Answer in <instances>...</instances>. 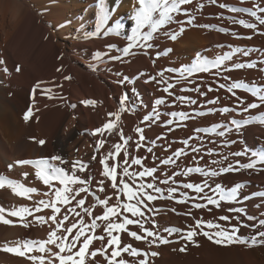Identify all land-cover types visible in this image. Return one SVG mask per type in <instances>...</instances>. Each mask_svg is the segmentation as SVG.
<instances>
[{"label": "snow or ice", "instance_id": "6c2138e0", "mask_svg": "<svg viewBox=\"0 0 264 264\" xmlns=\"http://www.w3.org/2000/svg\"><path fill=\"white\" fill-rule=\"evenodd\" d=\"M240 4H245L248 0H239ZM215 5L219 9L226 10L228 13L236 15H223L218 13L217 18L225 20L229 25H238L243 29L251 30L253 35H264V31H260L258 26H264V6L261 0H251L250 7L230 6L228 3H218V0H197L195 11H189L184 7L193 5V0H134V12L130 17L132 26L130 34L124 35V25L117 19L116 22L109 26L113 14L118 12L117 0H96L95 9V28L94 31H84L82 28L75 29V35L69 34V38L89 40L109 36H123L126 44L122 47L116 44L106 45V52L95 53L93 60L98 63H104V57L108 61L131 63V59L138 55L150 56L151 49L157 47V42L161 37H165L175 42L187 30L186 26L213 29L211 24H198L197 15L205 8V5ZM178 16H184L186 19H177ZM250 17L251 20L242 18ZM254 21V22H252ZM170 25H179L178 30L169 28ZM64 25H61L63 27ZM215 31L222 34H231L236 39L251 40L253 35L240 36L236 31L230 30L229 27H218ZM82 33V34H81ZM218 49H224L225 45L217 44ZM230 50L215 54L212 57L196 52L194 59L187 65L179 67H165L155 73V75L147 76L145 83L155 81L157 85H161L162 90L172 102L168 103L165 98H155L150 111L143 115L140 120L141 125L134 128L135 136L126 137L123 129L119 127L121 113H135L138 109L145 107V102L136 87H131V96L128 91H124L119 96V107L115 112H109V120L102 127L92 130L93 136H109L114 133L119 136L120 142L112 143L110 150L99 158V164L102 166L100 175L107 181H110V188L113 194L109 195L105 188V179L97 180L98 187L95 192L92 191L90 185L93 183V175L89 173L86 178L77 175V172L84 173L88 169V164L75 160L72 162L71 171L69 172L62 166L67 163L60 155H53L50 158L42 157L38 159H25L17 161L16 164L30 165L35 169V178L46 186L48 191L43 195L49 199H41L35 202L34 207L20 206L8 211L7 214L17 217L22 222L21 226L27 227L24 223L25 217H31L34 213H40L45 209H50L51 215L47 217L54 227L48 232L47 238L43 240L24 239L22 242L17 241V247L5 246L3 250L14 255L26 257L32 261V264H45V254H47V264H100L96 258L102 257L106 264H132L125 258H139L135 264H150L149 258L159 255L156 251H145L134 247L131 243H124L122 234H126L129 238L137 242H145L149 248L160 247L161 245L178 242V240L186 241L194 246H199L195 240L197 236L203 235L213 244L229 247L232 245H243L246 247L264 246V230L256 231L255 234L245 238L240 234L241 228L250 227L253 230L257 226L264 227V219L258 221V225H247L241 217L247 220H255V216L247 213L246 207L242 206L246 201L254 198H264V192L244 194L246 188L243 182H233L231 186H226L218 181L217 178L225 177L227 174L239 173L242 170H252L254 172H264V140L261 146L256 149H250L246 144L240 151H218L217 149H227L231 145L244 143L242 140V130L253 124L264 125V113L260 115L252 114L253 110L260 109L264 106V83L253 80L233 78L228 73L235 70H253L258 69L259 63H264V57L258 62L256 59L237 62L239 57H251L254 52L259 51L255 47H241L228 45ZM115 51V55L109 53ZM173 51L172 48H166L157 51L154 57H151L152 64L161 55H167ZM237 58V59H234ZM5 64L4 60H0V65ZM61 69H57L60 71ZM96 71V65L91 68ZM109 71L113 76L117 77L115 83L121 87L134 85V79L120 71H112L110 68L104 69ZM264 72V68L258 69ZM7 72V68L4 69ZM16 72H20L19 65L15 68ZM166 73L170 75H165ZM200 74L213 77L211 84H205L204 77ZM139 77L146 76V73L140 72ZM195 77V79H194ZM65 80L71 79L69 76L64 77ZM264 80V77L261 78ZM199 80V83L197 82ZM223 81V82H222ZM44 83V82H39ZM191 85H195L192 87ZM212 85H215L213 87ZM179 86L180 93H196L197 97H208L209 93L217 92L223 89L230 94L229 100L234 98L233 106H220L221 97L213 96L207 98L200 103L198 98L189 95H177L176 89ZM39 87V84L37 85ZM62 87V85H57ZM206 87V91L202 90ZM236 90H240L252 98L253 102H247L245 97L237 94ZM33 96L36 88L32 90ZM51 88L43 89V93L48 99L54 97L50 95ZM61 100L63 96L58 97ZM185 106H198L192 108L191 111H171L164 112L160 110V106L173 107L176 102ZM84 106L95 107L97 101L95 99H84L81 101ZM72 107L71 105H68ZM211 106V107H209ZM219 113L221 116L234 113L235 116L227 121V123H212L207 127H195L193 135L178 141L183 147L172 151L170 155L159 161L155 166H147L144 161L147 156H130L129 142L132 141L136 151L141 148L147 153H152L157 141L164 140L163 135L156 136L155 139H149L145 135L146 127L151 128L157 125L163 116L169 117L161 127H168V131H175L176 128L184 127V122L196 120L198 117H205L210 114ZM247 114V115H245ZM33 116V107L29 106L24 112L22 119L25 123ZM235 117H241L239 119ZM114 118V119H113ZM172 126V127H169ZM235 133L237 139H228L230 134ZM224 138L220 141L212 140L213 147L206 151L203 149L205 137ZM33 142L40 146L45 145L44 140H35ZM198 141L199 143H191ZM106 139H99L96 143V150L99 152L104 148ZM152 145V146H148ZM171 145L164 149L168 152ZM189 152L200 154L193 155L192 160L196 166H182L179 161L182 157H187ZM123 153L122 162L117 158ZM205 156L210 159L204 161ZM218 157V158H212ZM231 157H247L248 162L241 163L239 159L230 160ZM93 160L96 156L93 155ZM152 159L155 161L156 157ZM111 161V163H110ZM204 161V166H201ZM161 165L171 166L176 170L169 174L166 171H160V175L156 173L160 170ZM133 166H138L136 170ZM11 165L9 168L11 169ZM192 174H199L203 179L200 182H180L176 177L188 178ZM25 177L28 173L23 174ZM163 177V178H161ZM149 178H151L149 180ZM10 185L14 194L22 198H30L29 194L36 193L34 187H24L14 181L7 180L0 176V188ZM163 186V187H162ZM82 193L92 196L93 203L86 205V197H81ZM96 193H103L101 198ZM113 195L115 200L113 202ZM155 201H173L177 205H190L187 211L177 212L175 208L171 211L177 215L190 217L193 223L187 224L185 229L177 227H165L162 234L157 220L154 218L160 210L153 207ZM236 205L223 208V205ZM264 205V199L255 207L261 208ZM102 209L100 214L95 213V209ZM63 209V211H62ZM193 209L207 210L212 212L215 210H224L228 213H236L238 215H219L215 220L228 222V227L214 222V220H206L202 216L197 218L193 214ZM6 209L0 207V222L4 224L11 223L4 219ZM264 217V211L260 212ZM70 217L72 220L70 221ZM87 217V220L85 219ZM38 221H45L44 216H36ZM235 220V225L231 221ZM99 222V223H98ZM146 225H150L147 227ZM129 226H135L139 231L130 229ZM142 233V234H141ZM179 234L178 240L174 241L169 237ZM99 241L100 246H96L94 242ZM186 245L180 247V252H185ZM38 252L40 255H29L27 253Z\"/></svg>", "mask_w": 264, "mask_h": 264}, {"label": "bare ground", "instance_id": "6f19581e", "mask_svg": "<svg viewBox=\"0 0 264 264\" xmlns=\"http://www.w3.org/2000/svg\"><path fill=\"white\" fill-rule=\"evenodd\" d=\"M197 0H193V5L184 6L189 11H195ZM203 2V0H201ZM264 6V0H261ZM218 3H228L230 6L250 7L251 0L245 4H240L239 0H218ZM118 12L113 14V18L109 22L112 26L118 19L124 25V35L130 34L132 21L131 15L134 12V0H117ZM95 9L96 0H0V60H4L5 64L0 65V176L7 180L14 181L17 184H22L24 187H34L36 193L29 194L30 198H22L14 194L10 185L5 183V186L0 188V207H4V219L11 223L4 224L0 222V249L5 246L17 247L16 242H22L24 239L43 240L47 238V234L54 227L47 217L51 215L50 209H45L40 213H34L33 216L25 217L24 223L27 227L21 226L22 222L17 217H12L7 214L8 211L20 206L34 207L35 202L41 199H49L43 195L48 191L42 182L35 178V169L30 165L16 164L17 161L25 159H38L42 157L50 158L53 155H60L65 161L62 166L69 172L71 171L72 162L75 160L82 161L88 164V169L84 173L77 172V175L86 178L89 173L94 177L92 185L95 192L98 185L97 180L105 179L100 175L102 166L99 164V158L110 150L111 144L120 142L119 136L115 133L109 136L107 133L104 136L91 135L92 130L107 122L110 118L109 112H115L119 107V96L128 91L131 96V87H136L141 94L145 107L138 109L135 113H121L119 127L123 129L126 137L135 136L134 128L136 126L145 127L140 124L143 115L147 114L154 102L155 98H165L168 103L172 102L162 90L161 85H157L155 81L145 83L147 76L155 75V73L165 67H179L189 64L195 56L196 52L208 55L209 57L223 51L230 50L228 45L241 47H255L259 51L254 52L251 57H239L237 62L256 59L258 62L261 57H264V35H253L251 30L243 29L238 25H229L227 21L217 18L218 13L223 15H236L228 13L226 10L219 9L215 5H205V8L197 15L198 24H211L213 29L189 27L175 42L161 37L157 42V47L149 50L150 56L138 55L131 59V63L111 62L104 57V63H98L92 59L97 52H106L108 44H116L122 47L126 44L123 36H109L93 38L89 40L69 38V34L75 35L77 27L84 31H94L95 28ZM242 18L251 20L250 17L243 16ZM177 19H186L184 16H178ZM254 22V21H252ZM61 25H64L61 27ZM169 28L178 30L179 25H170ZM218 27H229L230 30L236 31L240 36L253 35L251 40L236 39L231 34H222L215 31ZM260 31H264V26H258ZM82 34V33H81ZM217 44L225 45L224 49H218ZM172 48L173 51L167 55H161L152 64L151 57L155 56L157 51H162L166 48ZM115 51L109 55H115ZM237 59V58H234ZM19 65L20 72H16L15 68ZM96 65L97 70L92 71L91 68ZM7 68V72L4 69ZM110 68L112 71H120L130 78L134 79V85L121 87L115 80L111 72L104 69ZM264 68V63L258 64V69ZM57 69H61L57 71ZM258 69L253 70H235L227 75L233 80L246 79L247 81L258 80L264 83L261 78L264 77V72ZM140 72L146 73V76L139 77ZM170 75L168 73L165 74ZM204 77L205 84H211L213 77L205 74H200ZM69 76L71 79L65 80L64 77ZM195 79V77H194ZM44 82V83H39ZM199 83V80H197ZM223 82V81H222ZM39 84V87L37 85ZM62 85V87H57ZM194 87L195 85H191ZM215 87V85H212ZM33 88L36 92L33 96ZM51 88L53 99H48L43 93V89ZM202 90L206 91V87ZM177 95H189L193 98H198L200 103L207 98L213 96L221 97L220 106H233L234 98L229 100L230 94L223 89L209 93L208 97H197L196 93H180L179 86L175 90ZM237 94L245 97L247 102H253L254 98L248 94L236 90ZM63 96L61 100L58 97ZM84 99H95L97 105L84 106L81 101ZM71 105L72 107H69ZM33 107V116L29 122L25 123L22 116L28 107ZM198 106H185L176 102L173 107L160 106V110L164 112L171 111H191L192 108ZM211 107V106H209ZM264 113V106L260 109L252 111L254 115ZM247 115V114H245ZM235 116L234 113L221 116L219 113L210 114L205 117H198L196 120L184 122V127L176 128L175 131H168V127H161L159 124L167 120L169 117L163 116L157 125L151 128L146 127L145 135L151 140L158 135H163L164 140L157 141L152 153H147L141 148L136 151L132 141L129 142L130 156H147L144 161L147 166H155L160 160L166 158L178 148L183 147L178 141L193 135L195 127H207L212 123H227V121ZM237 119L241 117H235ZM114 119V118H113ZM172 127V126H169ZM35 140L46 141L45 145L40 146L33 142ZM228 139H237L235 133L230 134ZM99 139H106V144L99 152L96 150V143ZM224 138L215 136L205 137L203 149L213 147L212 140L220 141ZM242 140L244 143L231 145L227 149H217L218 151H240L243 150L245 144L252 150H256L261 146V141L264 140V125L253 124L242 130ZM191 143H199L191 141ZM171 145L168 152L164 149ZM152 146V145H148ZM93 155L96 160H93ZM199 156L189 152L187 157H182L180 163L182 166H196L192 160V156ZM155 156L154 161L152 157ZM218 158V157H212ZM122 162L123 153L117 158ZM210 159L205 156L204 161ZM239 159L241 163L248 162L247 157H231L230 160ZM204 161H201V166H204ZM111 163V161H110ZM11 165V169L9 168ZM139 170L138 166H133ZM264 167V166H258ZM176 169L171 166L161 165L160 170L156 175H160V171H166L169 174ZM28 173L25 177L23 174ZM163 178V177H161ZM151 178H149L150 180ZM180 182H200L202 177L199 174H192L188 178L176 177ZM219 182L226 186H231L233 182H243L246 188L244 194L264 192V172H254L252 170H242L239 173L227 174L225 177L217 178ZM110 181L105 179L106 192L109 195L113 194L110 188ZM163 187V186H162ZM103 198V193H96ZM81 197H86V205L93 203L92 196L82 193ZM264 198L254 197L245 202L247 213L255 216V220H244L247 225H258L260 219H264L260 215L264 211V205L261 208L255 207ZM115 196L113 195V202ZM153 207L160 209L156 216L157 223L160 226L162 234L165 227H177L185 229L187 224L193 223L190 217L177 215L171 209L175 208L177 212L187 211L190 205H177L173 201H155ZM236 205H223V208ZM63 211V209H62ZM96 214H100L102 209L97 207ZM193 214L206 220H214L225 227H228V222L215 220L219 215H238L236 213H228L224 210H215L208 212L207 210L193 209ZM36 216H44L45 221L41 222L36 219ZM87 220V217H85ZM72 218L70 217V221ZM99 223V222H98ZM235 220L231 224L235 225ZM150 227V225H146ZM132 230H137L135 226H129ZM264 230V227L257 226L255 230L250 227L241 228L240 234L247 238L255 234L256 231ZM142 234V233H141ZM179 234H174L170 239L177 241ZM124 243H131L134 247L145 251H156L159 253L156 257H150V264H264V246L246 247L243 245H232L222 247L213 244L203 235L195 238L199 246H194L183 240L173 242L160 247L149 248L148 245L141 241L137 242L129 238L126 234H122ZM98 247L100 242H94ZM186 245V251L180 252L179 249ZM40 254L38 252L27 253L26 256ZM47 264V254H45ZM132 264H135L139 258L127 257ZM100 264H106L102 257L96 258ZM0 264H32V261L26 257L14 255L10 252L0 250ZM58 264V261H54Z\"/></svg>", "mask_w": 264, "mask_h": 264}]
</instances>
